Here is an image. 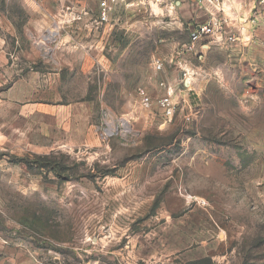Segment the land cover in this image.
Listing matches in <instances>:
<instances>
[{"label":"rangeland","instance_id":"1","mask_svg":"<svg viewBox=\"0 0 264 264\" xmlns=\"http://www.w3.org/2000/svg\"><path fill=\"white\" fill-rule=\"evenodd\" d=\"M171 7L0 0V264H264V4L254 49L188 54L190 91ZM164 81L172 122L141 105Z\"/></svg>","mask_w":264,"mask_h":264},{"label":"built area","instance_id":"2","mask_svg":"<svg viewBox=\"0 0 264 264\" xmlns=\"http://www.w3.org/2000/svg\"><path fill=\"white\" fill-rule=\"evenodd\" d=\"M138 0H98L99 15L97 23L104 24L109 22L110 16L114 8L121 2H134ZM141 2L148 1L156 5H163L170 0H139ZM241 0H195V6L199 11L204 13L206 20L202 23L191 22L189 24L190 43L186 46L189 51H194L199 44L217 43V44H230L236 45L239 42L234 27L236 22L235 17L236 7ZM264 4V0H258V5ZM173 5V4H172ZM258 5H254L252 11L258 9ZM174 6V5H173ZM258 17L254 16L251 19L252 24L255 26ZM182 69L185 81L190 82V71H188L183 63H179ZM178 64V65H179ZM155 68L158 72L163 71L165 61L163 59L155 60ZM160 87L165 90V93L153 99L146 90L140 89L141 105L146 110L158 108L167 122H172L179 111V104L176 99V91L171 85L165 82L160 83ZM187 120H191L190 114Z\"/></svg>","mask_w":264,"mask_h":264},{"label":"crops","instance_id":"3","mask_svg":"<svg viewBox=\"0 0 264 264\" xmlns=\"http://www.w3.org/2000/svg\"><path fill=\"white\" fill-rule=\"evenodd\" d=\"M169 4H173L174 6L171 7V10H181L184 11L187 15H190L188 19H185V21L189 20L190 22H197V23H202L206 20V17L204 15V13H202L201 11H199L197 9V7L195 6V0H170L168 2ZM253 3L249 2L248 0H241L240 3L237 5L236 7V14L237 16L235 17L236 22L234 23V27H235V31L237 33V35L239 36V42L234 46V45H230V44H217V43H208L206 44L207 46H212V47H219V48H224V49H232V50H239L240 48H242L243 50H252L254 49L257 45V31L254 30V25L251 22V18H252V14L251 11L253 9ZM46 18L45 20H49L51 21V24H56V22L58 21V16L55 14H51L49 16V13L44 12L42 13ZM99 15V12H98ZM49 16V18H48ZM69 16L72 18V16H75V14H69L67 15V19L69 18ZM77 16V15H76ZM79 20H83V21H88L89 18L85 17L83 14L78 15ZM43 20V18H41ZM60 25V23H58ZM256 32V33H255ZM53 33H56L55 35ZM58 35V32H52V36H54V38H57L56 36ZM187 45H183L180 48H177L176 51H174V55H173V60H174V65L177 67V69L180 70V77H183V83L186 86V88H188V91L191 90V85L193 84L194 81V75L192 73V68L189 65V62L187 61L188 58V54H190L192 51H189L186 49ZM165 61V67L163 69V71H160V73H166L167 72V64H166V60L164 58H162ZM179 63H183L186 67V69L188 71H190V82L189 84L185 81L182 69L180 68V64ZM179 64V65H178ZM166 84L171 85L169 82L164 81ZM172 86V85H171ZM173 87V86H172ZM160 89H162L160 87ZM162 93L161 95H159V97H161L164 93L165 90L162 89ZM177 99V96H176ZM158 109V108H157ZM8 255V259L6 260H12V264H28V263H20L17 262L16 260H19V258H21L22 256H27L24 253H18V254H6ZM16 256H18L19 258H15ZM30 264H36L34 261L31 262Z\"/></svg>","mask_w":264,"mask_h":264},{"label":"bare ground","instance_id":"4","mask_svg":"<svg viewBox=\"0 0 264 264\" xmlns=\"http://www.w3.org/2000/svg\"><path fill=\"white\" fill-rule=\"evenodd\" d=\"M54 35L56 34V33H53Z\"/></svg>","mask_w":264,"mask_h":264}]
</instances>
